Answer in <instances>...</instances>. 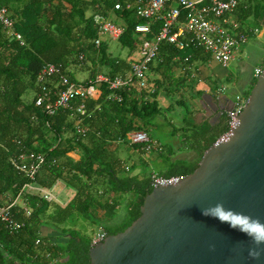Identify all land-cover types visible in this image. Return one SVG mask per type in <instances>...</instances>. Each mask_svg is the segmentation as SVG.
<instances>
[{
    "label": "trees",
    "instance_id": "1",
    "mask_svg": "<svg viewBox=\"0 0 264 264\" xmlns=\"http://www.w3.org/2000/svg\"><path fill=\"white\" fill-rule=\"evenodd\" d=\"M134 1L0 0V6L8 11L14 29L23 38L20 45L0 26V206L10 203L27 182L45 189L60 182L74 192L65 203L46 201L35 192H23L10 209L12 216L22 223L21 228L11 233L0 222V264H89L92 236L85 237L78 229L66 227L69 219L83 217L108 235L124 230L139 216L143 199L152 189L150 175L139 177L132 174L133 168L124 170L118 144L130 131L147 130L148 120L163 112L157 99L159 93L164 91L171 97L174 91L167 90L164 83L173 81L175 87L180 84L179 78H172L170 68L177 61L189 65L190 58L204 52L194 44L177 49L162 41L148 66L146 88L134 84L120 90L117 92L120 101H116L108 98L111 92L101 84L97 98L74 99L69 108H60L54 116L35 106L39 90L36 75L45 63L59 65L70 80L74 79L67 71L68 66H81L86 60L91 64L88 78L129 72L131 63L138 58L131 57L140 50L143 41L155 37L162 24L154 21L149 32H136V26L147 20L135 14ZM117 2L121 7L115 10ZM237 2L232 15L240 24L239 30H243L241 23L249 17L264 26V0ZM171 4L175 5L173 2L168 5ZM96 14L120 25L122 34L116 40L105 38L96 46L94 41L99 36L93 22ZM184 18L183 10L178 23ZM176 26L172 31H176ZM106 41H116L118 49H127L126 57L113 54ZM152 73H159L162 81L152 78ZM81 102L85 104L84 111L77 112L75 109ZM179 102L182 99L171 103L165 111L176 105L182 107ZM192 112L186 111L189 115ZM187 121L183 128L187 129L185 134L191 143L184 146L194 150L197 159L174 160L159 175L191 174L203 152L227 130V116L213 126L206 121L200 124L190 118ZM76 126L86 129L85 133L78 132ZM29 152L42 154L45 159L32 181L11 164L12 157ZM121 205L123 215L113 223ZM37 238L41 243L35 246Z\"/></svg>",
    "mask_w": 264,
    "mask_h": 264
},
{
    "label": "water",
    "instance_id": "2",
    "mask_svg": "<svg viewBox=\"0 0 264 264\" xmlns=\"http://www.w3.org/2000/svg\"><path fill=\"white\" fill-rule=\"evenodd\" d=\"M207 97L209 115L233 108L226 94ZM233 117L191 174L154 185L129 226L90 247L89 264H264L253 235L264 233V68Z\"/></svg>",
    "mask_w": 264,
    "mask_h": 264
},
{
    "label": "built area",
    "instance_id": "3",
    "mask_svg": "<svg viewBox=\"0 0 264 264\" xmlns=\"http://www.w3.org/2000/svg\"><path fill=\"white\" fill-rule=\"evenodd\" d=\"M170 2L175 3V5L171 4L169 6ZM237 4V0H135L132 4L135 14L147 20L145 24L136 26V32H149L150 23L154 21H159L162 24L152 40L141 43L138 58L131 63L129 72L114 77L99 74L94 78H87L82 82H78L70 80L59 65L45 63L36 75L39 90L35 97V106L40 108L43 113L54 116L60 108H69L71 101L74 99L97 98L101 92V84H104L111 92L108 98L116 101H120V96L117 93L120 90L129 89L134 84H137L139 88H146L148 66L155 59L158 46L162 41L173 44L177 49H183L189 44H194L213 62L224 68L228 67L234 59L235 52L239 51L248 41L247 32L239 30L238 23L229 19ZM120 7L119 2L114 4L115 10L120 9ZM183 10L185 12L184 21L178 23ZM93 22L99 35L94 41L96 46L104 38L116 40L122 34L123 28L120 25L102 15L96 14L93 17ZM175 25H177V29L172 31ZM0 26L9 37L23 45L21 34L14 29V20L2 6H0ZM79 60L80 62L83 61V55L79 56ZM263 68L264 63L262 66L255 68L253 78H257ZM149 89L154 91L152 87ZM223 90L224 88L217 89L216 96L224 94ZM233 101L232 110L226 113L227 130L222 135L232 129L234 124L233 114L240 111V108L246 102V98L236 95ZM84 108L85 104L81 102L75 110L83 112ZM76 130L82 134L86 131V129L79 126H76ZM122 142L137 146L145 154L151 153L160 147L157 141L151 139L146 130L130 131L125 135ZM44 162V156L34 152L22 153L11 158L14 169L30 181L34 179ZM121 167L126 171L129 170L126 164H122ZM183 177H164L152 173L149 183L153 187L157 183L173 182L181 180ZM23 192H35L46 201L58 202L57 197L54 195V186L45 189L30 182L24 183L10 203L0 206V222L11 233L18 231L22 226V223L12 216L10 209L19 202ZM25 213L29 214V210H25ZM105 236L103 229L98 227L97 232L91 238V246L102 241ZM40 243L41 240L37 238L34 244L38 246Z\"/></svg>",
    "mask_w": 264,
    "mask_h": 264
},
{
    "label": "rangeland",
    "instance_id": "4",
    "mask_svg": "<svg viewBox=\"0 0 264 264\" xmlns=\"http://www.w3.org/2000/svg\"><path fill=\"white\" fill-rule=\"evenodd\" d=\"M229 19L233 21L234 20L233 15L229 16ZM241 28L245 30L246 28H257L258 31L264 29L263 25L257 20H254L252 17L245 19L241 23ZM106 42L108 44L109 50L113 54H120L121 57H126L128 53L127 49H118L116 46L117 45L116 41H106ZM243 53H245L246 55L245 61L248 65V70L244 72H240L237 69V63H230L228 68L226 69V73L217 79L214 86L218 89L224 88L223 92L229 95L235 96L236 94L238 95L240 94V96L246 98L247 94L250 93L251 83H252L249 71L264 60V34L260 38L254 36L248 39V42L242 47V54ZM262 65L263 64L261 63L260 66ZM90 66H91L90 62L86 60L84 64H81V66L78 64L68 66L67 71L75 81L82 82L89 77ZM207 67L209 68L210 65L208 64ZM255 80L256 79H254V82ZM32 95L33 94L30 93L29 97L31 98ZM178 99L180 100L182 99L184 104L179 109L180 114L187 116L186 111L190 110V105L187 103V99L185 97L184 98L179 97ZM174 108H178V107H174ZM175 114L173 111L167 112L163 110V112L161 113L162 119H159V115H158L148 120V126L146 128L147 129L146 131L152 140L157 141L159 145L162 146V148L169 147L173 151L171 155L165 153L161 156V160L159 163H161L163 167L168 166L169 163L172 162L173 160L188 157L191 154H193L191 152L192 151L191 149L184 147V145H188L191 143V138L190 139L186 138V140H183L184 136L181 133L177 132L172 134V128L179 126L176 123V121H174ZM170 121H172L171 122L172 124H170ZM190 133L191 132H189L188 134ZM185 141H187L186 144H184ZM179 144L180 146H178ZM118 147H119L118 148L119 158L122 161H124L128 167H130L132 163L135 162L136 163L135 171H141L142 175L144 174L147 175L151 170L154 171L162 170L160 169V167L162 166L160 165L157 166V164L155 165L153 162L148 164L146 163L141 167L138 166L137 162L140 156L134 152V147L132 145H129L128 143L125 142H120L118 144ZM197 157L198 156L196 155V159ZM53 186H54V195L56 196L58 190H60V187L58 186L56 188L55 185ZM65 195H66L65 191L63 190L61 196H65ZM57 199L59 200L58 202L62 201V200L60 201L59 198ZM123 210L124 208L122 205L117 208V214L113 220V223L121 219V216L123 215ZM69 220L70 221L66 224L67 225L66 227L78 229L81 232V234L85 237H91L97 232L98 228H96V225L91 224V222H89L87 219H84L83 217H76L74 219H69Z\"/></svg>",
    "mask_w": 264,
    "mask_h": 264
},
{
    "label": "crops",
    "instance_id": "5",
    "mask_svg": "<svg viewBox=\"0 0 264 264\" xmlns=\"http://www.w3.org/2000/svg\"><path fill=\"white\" fill-rule=\"evenodd\" d=\"M238 23V22H237ZM238 25H240L238 23ZM264 28V26H263ZM245 30V29H243ZM256 30V31H253ZM249 34L248 39L252 38V37H262V35L264 34V29L258 31L257 28H246V30ZM248 42V41H247ZM139 54V50L134 54V56H132V59H136L138 57ZM246 55L245 53L242 54V48L235 52L234 55V59L233 61H231V63H237V69L240 72H244L246 70H248V65L245 61ZM190 64L189 65H184L183 62H179L177 64H174L171 68H170V74L172 76V78H179L178 80L180 81L179 86L175 87L176 83H173V81L169 82V84H165L167 85V90H169L172 93L171 97L169 95H167V93H165L164 91H161L158 95V103L159 105L165 110L166 108H168L170 106L171 103H176L177 100H179V97H185L187 99V103L190 105V110L193 111L192 114H187V116L181 115L180 114V108H174L173 111L175 114V119L174 121H176V123L179 125L178 127H174L172 128V134L173 133H181L184 137L183 140H186L187 135L185 134V132L187 131V129L183 128V125L186 124L187 125V119H193L195 123L200 124L203 122H212L214 123V125H218L220 122V118L216 116V111H212V113L209 115L207 114V112L204 110L203 106L200 104L201 100L204 104V106L206 105V100L209 99L207 96L211 95L214 99L218 96H216V91L218 88H216L214 86L215 82L217 81V79L221 76H223L226 73V68L220 66L219 64L213 62L206 54L202 53V54H198L193 56L192 58H190ZM156 63V62H155ZM155 63L153 64V67L155 65ZM213 63V64H211ZM262 64L264 63V60L261 62ZM260 64L256 65L253 69H251L249 71L250 76H251V80L253 79V71L255 68L260 67ZM210 65V67L208 68L207 65ZM153 77L152 78H157V79H161V77H159V73L155 74H151ZM230 77V76H228ZM250 80V81H251ZM162 81V79H161ZM166 82V81H165ZM177 88V89H176ZM170 94V93H169ZM196 94H199L198 97H195ZM226 95H228L229 97H231L232 99H234V97L238 94H236L235 96L229 95L227 93H224ZM240 95V94H239ZM180 104H183V102H179ZM178 103V104H179ZM184 105V104H183ZM177 107V105H176ZM171 111H167V112H171ZM226 116V113H223ZM222 114V115H223ZM214 117V119L212 118ZM159 119H162L161 114L159 115ZM172 121H170V124ZM213 126V125H212ZM153 127V126H152ZM186 130V131H185ZM147 132V131H146ZM180 146V144L178 145ZM134 147V152L139 155V159H138V166H142L144 164H148L153 162L155 165L157 164L162 166L160 162L161 160V156L165 153H167L168 155H171L173 153V151L171 150V148L166 147V148H162V146L160 145V147L157 150H153L151 153L145 154L143 152H141L139 150V148L137 146H133ZM185 147V146H184ZM186 150V149H185ZM193 154H191L188 157H184L181 158V160H194L196 159V152L194 150L191 151ZM70 156H72L74 159L77 158L76 155L74 154H69ZM176 160H180V159H176ZM174 161V160H173ZM125 164V162H124ZM136 163H132V165L130 168H133L132 174L133 175H139V177H142V173L141 171H135V165ZM167 166L165 167H160V169L164 170ZM152 173H159V171H154L151 170L148 174L151 176ZM56 188L59 186L60 190H58L56 197L60 199V203H65L66 201H68L72 195H73V190L64 186L62 183L57 182L56 183ZM62 188V189H61ZM68 188V189H67ZM63 190L65 191V196H61L63 193ZM60 192V193H59ZM59 201V200H58ZM47 232V231H46ZM56 240V239H55ZM61 239H59L58 241H60Z\"/></svg>",
    "mask_w": 264,
    "mask_h": 264
},
{
    "label": "clouds",
    "instance_id": "6",
    "mask_svg": "<svg viewBox=\"0 0 264 264\" xmlns=\"http://www.w3.org/2000/svg\"><path fill=\"white\" fill-rule=\"evenodd\" d=\"M215 208H216V207L211 208V209L202 208V209H201V214H202V215H205V216H211V215L214 214V209H215ZM253 235H254V237H255V239H256L257 241L264 240V233L255 232V233H253Z\"/></svg>",
    "mask_w": 264,
    "mask_h": 264
},
{
    "label": "flooded vegetation",
    "instance_id": "7",
    "mask_svg": "<svg viewBox=\"0 0 264 264\" xmlns=\"http://www.w3.org/2000/svg\"><path fill=\"white\" fill-rule=\"evenodd\" d=\"M224 116H225V114L220 116V121L219 122H221V120L224 118Z\"/></svg>",
    "mask_w": 264,
    "mask_h": 264
}]
</instances>
